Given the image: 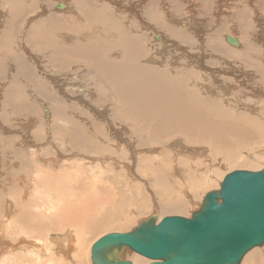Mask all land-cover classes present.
Returning <instances> with one entry per match:
<instances>
[{"label":"rangeland","instance_id":"1","mask_svg":"<svg viewBox=\"0 0 264 264\" xmlns=\"http://www.w3.org/2000/svg\"><path fill=\"white\" fill-rule=\"evenodd\" d=\"M9 1L10 0H0V44L3 45L4 43L12 41L9 45L11 47L7 46L10 58L3 61V63H5V68L4 71L0 73V111L2 112H0V141H4L0 143V191H2L3 197L6 196L7 193V197H9L11 186L7 185V180L14 178L18 183L17 189L20 191L18 195L22 196L24 191V194L27 195L26 200L29 199L28 196H31V198L42 196L45 201H49L50 199L47 197L52 194L54 196V199L52 200L54 205L52 206V209L50 208L48 212H45L47 213V215H45L47 217L49 214V217H52V214L58 215L57 213H59L60 210H64L65 206L63 201L60 203H56V201L58 196H60V198H65V195H70V192L72 193L71 196H68V198L66 197L65 199H69V202L73 203V206L78 205L81 207L82 203H86L91 208H99L100 211L94 215L104 211L102 214V226L95 233L96 235H90L81 241L76 240L78 242L75 243H78V246L82 245L83 247H81L83 250L85 247L84 245H88H86L84 253L88 255L89 259L86 260L84 258L85 254L82 255L86 261L89 260L90 263L88 264H92L90 259L91 244L98 240L100 236L102 237L103 234H108V232H125V228L128 226H130L129 228L136 227L147 218V215L149 216L155 212L154 208H157L158 212L156 211V213L160 216L161 213H163L159 209L160 204L170 201L172 197L174 201L180 199L184 203L185 211L182 215L188 217L200 208L203 198L207 193L220 189L219 185L227 174L239 170H264V135H262L259 138H256L255 142L253 141L249 144H243L241 149L239 142H237V150L233 152V159H236L237 164L230 163L223 159V163L217 160L213 162L211 158L207 157L208 159H205L204 156H199L190 161L187 160L188 165H184L187 170L196 173L198 169H202L203 171L210 172V175L207 177L203 176L202 179H200V184L193 185L194 189L192 190L188 188L189 190H186L184 195L181 191L186 185L188 187L190 186L187 182L189 178H177L172 179V181H166L164 184L167 186L168 191H171L173 195L161 198L158 192L152 187L150 178L147 177L143 172V169L140 168L139 163L142 164L141 157L145 160L143 157L147 158L151 155L154 156V154L147 153V150H145L146 147H139L134 150L136 151V157L132 159L133 156H131L132 154L130 155L132 148H128L125 144H122V147L125 149L120 150L117 140L109 145L110 147H114V149L109 148L105 144L102 145L101 134L100 137L97 138L100 155L98 158L92 157L94 160L91 157H83V159H81L80 156H78L80 158L76 156H72L71 158L69 154H60L63 156L57 155L56 150H59L60 152L64 151L58 149L57 146L59 145V142H57V138L52 137L53 121L55 122L56 119L52 116L50 111H48L51 116L50 119L44 116L45 111L44 113L41 111L42 108H47V110H49L48 103L41 97H38L37 93L35 94L34 91H32L34 90V88L31 87L32 85L23 78H19L21 79L19 82V85L21 86L20 88H15L9 84V81L11 80L10 77L15 70L13 66L14 62H11L15 57L14 54L18 55L29 64V67L35 74V80L39 81L38 83L41 82L37 85L45 87V90L48 93L47 95L51 99L55 96L54 98H56V100L65 105L64 100L70 98L66 104V109L73 116L72 121L77 123L80 127H86L90 131L92 130L99 133H102L103 129L104 133L110 135V132H113L112 136H114L116 132L121 131L123 128H126L125 131L127 130V127L131 130L130 126L133 123L132 121H128L129 119H124L122 116H118L114 111L102 116L103 102H105L104 105H106V103L114 102L111 97H106L107 100L105 99V96H102V98L99 99L97 98L95 93V91L97 92V89H95L96 85L92 82L94 80L91 79L92 76L87 73L85 67H74L75 65L71 64L63 69L64 73L71 75V77L74 75V71H78V76L73 77L75 79L72 84L62 87L64 93L69 92L70 90L73 92V96L69 93L68 94L71 97L65 96V94L61 92L60 87L54 82L55 79L51 73L58 70L53 62H50L51 53L49 51L38 52L34 49L32 43L29 42L30 40L26 38L25 35L28 31V26L24 27V24H26L27 21L30 20L32 22V20H37L39 16L43 17V12H48V14L52 15L55 14V16L57 15L59 17H62L65 14V16H68L70 15L67 13L70 4L67 3H69L70 0H30L32 3L31 6L34 10L32 13L26 15V18L24 15L19 16V22L15 25L12 38L6 33V26L12 22L11 20L14 14L11 7L9 9ZM95 1H97L98 4L102 3L105 6L104 10L108 9V7L114 10L115 15L119 18V22L122 23L124 28L128 29L126 32L131 31L132 36L142 37L144 50L147 54L142 58L144 63H146L145 65H153L155 71L160 72L165 70L170 76L173 75L176 67L178 69L183 68L181 71H183L185 75L182 79L191 83L190 88L186 89L187 91L191 89L204 100L210 99L212 101L221 102L224 105V109L238 112V114L248 115L257 120V122L264 123V78L262 75L264 74V0ZM57 4H64V8L62 10H57L54 6ZM105 13H108V11ZM145 27H148V29ZM173 31L174 33H178V31L179 33H184L181 35L187 38V43L186 41H182L179 37H173ZM155 35L162 37L163 41L155 39ZM228 35H233L235 39L238 40V48L226 44L225 38ZM0 51H3V48ZM246 56L247 58H245ZM175 59H177V62H175ZM257 66L261 68L258 70ZM260 70L263 72L261 73ZM188 74H190V76L187 77ZM83 83H87L88 86H83ZM76 87L85 88L84 90L87 91L88 96H76L74 94L75 89H77ZM21 89L24 91V99H29L28 102L35 106V111L24 109L23 111L16 112L12 110L11 107L8 109V106L3 105L2 100H6V102L8 100L1 98L4 96L3 94L12 93L9 100L13 102L17 99L16 97L18 96V93L21 92ZM93 89L95 90L93 91ZM31 93L33 94V97L35 96L34 98L31 96ZM93 96H96V99H93ZM92 99L97 101L92 102ZM233 103L237 104L235 105ZM7 111L10 114H8ZM57 121L58 122L55 123L59 125L63 123L61 121L60 123L59 120ZM165 145L170 151L171 149L174 152L175 150H178L179 154L176 158L182 157V159H187V156L185 155H188L187 150H189L190 146L183 149L178 145L173 149L170 143ZM153 147H156L157 153L159 146L155 145ZM102 152L106 157L109 158L110 156H114L117 160H102ZM19 156L22 157V160ZM19 159L21 161H19ZM28 162H31L32 164H29ZM172 163L176 164V160L174 159ZM174 164L171 165L172 169ZM27 165L29 166L27 167ZM245 165L247 166L245 167ZM8 171L14 172L10 174V179H6ZM23 181L25 183L24 189L21 185ZM61 181H63V187ZM212 181L214 182L212 183L213 185L211 184ZM48 184L52 186L49 192ZM80 184L83 186L82 189L74 191V189L78 188L77 186ZM46 185L47 187H45ZM70 186L72 189H70ZM208 186H210V190L207 188ZM62 190H64L66 194H64ZM191 191L203 192L197 197L192 198ZM56 192L60 193L57 194ZM8 200L11 202L12 199L7 198L6 203ZM134 200L136 201V204L138 202L137 208H139V205H142L139 208L142 210L141 213L136 210L133 211L136 207L134 209L133 207L130 208V203L135 202ZM191 202L192 206L190 205ZM6 203L0 210V227L3 228L2 232H0V264H36L39 260L31 257L27 252L28 250H23L30 246V248L32 247V250L41 251V248H43V237L39 239L40 243L35 249L33 247V243L35 242L34 239H32L31 234L27 236L28 232L25 230L21 233L20 230L22 229L15 223L11 226L10 224L5 226L6 221L7 223L12 222L9 216L13 213L11 212L9 216L5 215L4 212L6 211V208H8ZM105 212L111 213V220L109 223L108 220L110 218L106 219ZM165 214L166 213H163L165 217L181 216L180 213H167L168 216ZM158 216L156 217L158 218ZM164 216L161 215L160 219L165 218ZM121 224L123 225L121 226ZM122 227L124 228L123 231L121 230ZM132 229L128 230V228H126V232H129ZM73 232L75 235L76 231L73 230ZM55 233L57 232H50L49 235H55ZM18 237L20 238L18 239ZM23 240L27 243L25 241L23 242ZM19 241L20 243H18ZM78 246L73 245L72 251ZM37 247H40V249L38 248V250ZM256 248L258 249L253 248L255 250L251 253L257 256L259 254V257H264V245ZM123 252V255L121 254L122 258L131 259V256H136L140 259L141 257L139 255L138 257L135 253L127 249ZM257 252L258 254H256ZM251 253L248 255H251ZM44 254L45 253L42 252L40 254V259L44 264L57 263H49V261L45 259ZM125 255L127 256L125 257ZM248 255L244 262L250 258ZM61 257L63 256L61 255ZM22 258H25L23 259V262L21 261ZM142 259L146 261L145 258ZM11 260L12 263H10ZM240 264L244 263L242 262Z\"/></svg>","mask_w":264,"mask_h":264},{"label":"bare ground","instance_id":"2","mask_svg":"<svg viewBox=\"0 0 264 264\" xmlns=\"http://www.w3.org/2000/svg\"><path fill=\"white\" fill-rule=\"evenodd\" d=\"M29 1L30 0L9 1V9L11 7L14 14L11 20L12 22L10 24H7L6 26V33L9 36H11V38L15 25L19 22V16L24 15L26 18V15L32 13L34 10L33 7L31 6L32 4L31 1L30 2ZM67 4H70L67 11V13L70 14V15L67 14L68 16H65L66 15L65 14L64 16L59 17L57 15L55 16V14L52 15V14H48V12L45 13L43 12L42 13L44 14L43 17L39 16L40 18L38 17L37 20L34 21L32 20V22L30 20L27 21L26 24H24V27L28 26L27 29L28 31L25 35L26 38L30 40L29 42L32 43L34 49H36L38 52L49 51L51 53L50 62H53L54 66L57 67L58 69L56 70V72L54 73L51 72V73L54 76L55 79L54 82L60 87L61 92H63L65 96H70L69 94L72 95L73 92L69 90V92L64 93L62 87L71 85L75 79L73 77L78 76L77 74L78 71L77 70L74 71L76 69L75 68L73 70L74 75H72L71 77V75L65 74L63 69H65L67 65H71V64H74L75 65L74 67L76 66L85 67L87 73H89L92 76L91 79L94 80L92 82H94V84L96 85L95 89H97V92L95 91V93L97 98L99 99L102 98V96H105V99L107 100L106 97H111V99L114 102V103L111 102L106 103V105H104L105 102H103L104 104H102V116L108 114L109 112L114 111V113H117L118 116H122L124 119H129L128 121H132L133 124H131L130 126L132 132L130 128L127 127L128 135H127V130L125 131L126 128H123L121 131L116 132L114 136H112L113 132L112 133L110 132V135H108L107 133L103 132V129H102V133H99V132H94L92 130L90 131L86 127L84 128L80 127L77 123L72 121L73 116L66 109V104L68 102V99L70 98L64 100L65 105L60 103V101L56 100V98H54L55 96H53V99H51L47 95L48 93L45 90V87L37 85L40 84L41 82L38 83L39 81L35 80V74L32 71V69L29 67V64L26 61H24V59L14 54L15 57L11 62H14L13 66L15 70L12 75L10 74L11 75L10 77L11 80L9 81V84H11L10 86H13L15 88H20L21 86L19 85L20 84L19 82L21 81V79L19 78L25 79V81L30 83L32 85L31 87L34 88V90L32 91H34L35 94L37 93L38 97H41L45 102L48 103L49 110H47V108L41 109L43 113L45 111L44 116L50 119L51 116L48 113V111H50L52 113V116L56 119L55 122H58L57 120H59V122L60 121L63 122L62 123L63 125L62 124L59 125L53 121V126H52L53 132L51 131L53 133L52 137L57 138V142H59V145L57 146L58 149L64 151V152H60L59 150H56L57 155L69 154L71 158L72 156H76V157L80 156L81 159H83V157L98 158L100 155V151L98 150L99 147H98L97 138L100 137L101 134H102V145L105 144L109 148L114 149V147H110L109 145H111L115 140H117L120 150L125 149L122 147V144H125V146L128 148H132V152L130 153V155L132 154L131 156H133L132 159L136 157L135 155L136 151L134 150H136L139 147H146L145 150H147V153L154 154V156L151 155L150 157L148 156L147 158L143 157L145 158V160L142 159L141 157L140 159L142 160V164L139 163L140 168L143 169L145 175L150 178V182L154 190L158 192L161 198H165L173 194L171 191H168V188L167 186H165L164 182L172 181V179H177V178L180 179L189 178L187 182L190 184V186L188 187L186 185L184 188H182L181 191L183 192L184 195V193H186V190L189 189L192 190L194 189L195 184H200V179H202L203 176L207 177L210 175V172L203 171L202 169L201 170L198 169L196 173L187 170L184 166V165H188L187 160L190 161L196 159L199 156L200 157L204 156L205 159L207 157L211 158L213 162L217 160L223 163V160H226L229 161L230 163L237 164L236 159H233L234 158L233 152L236 151L238 147L237 142H239V146L241 149L243 144H249L253 141L255 142L256 138H259L260 136L264 135V123L257 122V120H255L254 118L248 115L238 114V112L224 109V105L221 102L212 101L210 99L204 100L201 98L200 95H198L191 89L187 91L186 89L190 88L191 83H189L187 80L182 79V77H184L185 75L183 71H181L183 68L178 69L176 67V70L174 69L175 71L173 72V75L170 76V74L167 73L165 70L159 72L153 69V65H145L146 63H144V60L142 58L147 54L145 53L144 50L142 37L132 36L131 31H129L130 33L126 32L128 31V29L123 27L122 23L119 22V18L115 15L114 10H112L107 5L106 6L108 7V9L104 10L105 6L102 3L98 4L97 1L95 0H70L69 3ZM57 5H54L55 8ZM106 11H108V13H105ZM145 28L148 29V27ZM181 34L184 33H179V31L178 33L176 32L174 33L173 31V37H177V38L179 37L180 39H182V41H186L187 38H185ZM155 36H156L155 39H160L163 41L162 37H158L157 35ZM11 42L12 41H9L7 43H4L3 45L0 44V50L3 48V51H0L1 52L0 73L4 71L5 68V63H3V61L5 59L10 58V54L7 50V46L11 47L9 46ZM114 57H118V58H114ZM245 58H247V56ZM175 62H177V59H175ZM259 68L261 67H258L257 69L259 70ZM260 71L261 73L263 72L262 70ZM262 75L264 78V74ZM188 76H190V74H188L187 77ZM83 86L87 87L88 85L87 83H83ZM76 88L77 89H75V93H74L76 96L79 97H83V95L88 96L87 91L84 90L85 88L84 89L82 87H76ZM95 89H93V91ZM23 92H24L23 89H21V92H19L18 96L16 97L17 99L13 102L9 100L12 96V93L3 94L4 96H2L1 98L8 99L7 102L6 100H2L3 105L8 106V109L11 107V109L16 112L23 111L24 109H30L35 111L36 108L34 105L28 102L29 99L28 100L24 99ZM31 96L33 97L32 93ZM96 96H93V99H96ZM93 99L92 102L97 101ZM233 104L236 105L237 103H233ZM1 142L4 141L1 140L0 143ZM167 143H170L173 149H175L178 145H180L183 149L190 146L189 150H187L188 155H185L187 156V159H182V157L176 158V156L179 154L178 150L177 151L175 150L174 152L171 149L170 151L169 148L165 145ZM152 145L159 146V150L157 153H156V147H153ZM115 148L119 150L117 147ZM101 156H102V160H107V159L108 160L112 159V161L117 160V158L114 156H110L109 158L106 157L103 154V152ZM20 158L22 160V157ZM174 159L176 160V164L172 163ZM21 160L19 159V161ZM28 163L32 164L31 162ZM172 164H174L173 169L171 167ZM28 166L29 165H27V167ZM246 166L247 165H245V167ZM250 172H256V171H250ZM11 173L14 172L11 171L7 172L8 176L6 175L7 176L6 179H10L9 176ZM14 180H15L14 178L7 180V185L11 186V190L9 191L10 193L9 197H7L8 193L6 194V196L3 197L2 191H0V210L3 208V205L6 203L7 198L12 199L11 202L8 200L7 202L8 204L6 203V205H8V208H6V211L4 212L5 215L7 216H9L11 212H13L12 215L9 216L12 222L7 223L6 221L5 226L9 224L11 226L13 223H15L19 225V227L22 229L20 230L21 233L23 232V230H25L28 232L27 236L31 234V237L32 239H34L35 242L33 243L34 244L33 247L35 249L36 246H38V244L40 243L39 239L43 237L42 239L43 248H41V251L39 250L40 247H37V249L39 248L38 249L39 251H36V250H32V247L30 248V246L28 248H25V250L23 251L28 250L27 252L29 255H31V257H34L36 260H39L40 263L36 262V264L38 263L44 264L40 259L41 252L45 253L44 257L47 261H49V263H53V262H57L56 264L90 263L89 260L86 261L87 259H89V257L84 253L87 244L84 242L86 245H84L85 247L83 250L82 245L81 247L77 245L78 243L77 244L75 243L81 241L82 239H85L86 237H89L90 235L92 236L98 231V229L101 228L102 214L104 211H102V213L94 215L95 213L100 211L99 208H91L86 203H82L81 207H79L78 205L73 206V203L69 202V199H65L66 197L68 198V196H71L72 193L70 192L69 193L70 195H65V198H60V196H58L57 198L56 203H60L63 201L65 206L64 210L62 211L60 210V212L57 211L59 212L57 213L58 215L52 214L53 216L55 215L54 217L53 216L49 217L50 214L47 217L45 216L47 215V213L45 212H48L50 208L52 209V206L54 205V202H52L54 196L52 194L48 195L47 198L50 199L49 201L47 200L45 201L42 198V196L36 198H31V196H28L29 199L26 200L27 195L24 194V191L22 193V196L18 195V193L20 192L17 189L18 183L16 180L15 181ZM61 182L63 187L64 185L63 181ZM212 183L214 182L212 181L211 184ZM21 185L22 188L24 189L25 187L24 181L22 182ZM45 187H47V185ZM48 187H49L48 188V192H49L52 186L48 184ZM72 187L70 189H72ZM77 187L78 188H75L74 191L81 190L83 186L82 184H80ZM207 188L209 189L210 186H208ZM62 191L64 192V194H66L64 190ZM203 191L200 192L191 191V197L195 198ZM172 198L170 199V201L160 204V208H159L160 211L166 213L165 215H167V213L169 214L180 213L181 216H170V217H183L189 219L191 215L190 216L187 215L188 217H185L186 215H182L184 214L185 211L184 203L180 199L174 201V199ZM130 204H131L130 208L133 207L134 209L136 207L133 211L136 210L139 213H141L142 210L139 208L142 205H139V208H137L138 202L136 204V201ZM190 205L192 206V202ZM154 209H155V212L153 213L154 215L153 214L149 216L147 215V218H145V220H147L151 216H158V214L156 213L157 208ZM105 213H106L105 215L106 219L110 218L111 213L110 212H105ZM163 213H161L162 216H164ZM161 215L158 216V218L156 217L158 222L161 220L160 219ZM110 220L111 218L108 220V223ZM122 225L123 224H121V226ZM129 227L130 226L126 228H128V230L132 228L133 229L136 228V227H132V228ZM126 228L124 232L123 231L124 228L122 227L121 230L123 232L121 233H128L126 232ZM2 229L3 228L0 227V232H2ZM73 230L76 231L75 235ZM50 232L51 233L57 232V233H55V235L53 234L49 235ZM108 234L111 233L108 232ZM105 235L107 234L105 233ZM105 235L103 234V236ZM19 238L20 237H18V239ZM24 241L25 240H23V242ZM18 243H20V241ZM93 244L91 245L93 246ZM73 245L78 247L77 248L75 247V249L72 251ZM91 248H90V259H91ZM255 249H251L250 251H248L244 255L240 263L243 262L244 264H264V257H259L258 252L256 253L258 254V256L251 253ZM123 253L124 252H122V255ZM249 253H251V255H248ZM83 254H85L84 258L86 260L83 258L82 256ZM61 255L63 257H61ZM247 255L250 256L251 259L247 258L248 260L244 262ZM126 256L127 255H125V257ZM142 258L143 257H140V259ZM23 259L25 258L21 259L22 262ZM121 259L129 260L133 264L150 263L149 260L146 259V261H144L142 259L143 260L142 261L136 256L135 257L131 256V259H126L122 257ZM10 263H12V260Z\"/></svg>","mask_w":264,"mask_h":264},{"label":"water","instance_id":"3","mask_svg":"<svg viewBox=\"0 0 264 264\" xmlns=\"http://www.w3.org/2000/svg\"><path fill=\"white\" fill-rule=\"evenodd\" d=\"M225 42L239 47L233 35ZM219 188L204 196L189 219L158 222L151 216L131 232L99 238L91 248L92 264H133L121 259L126 249L149 264H240L248 251L264 245V170L231 172Z\"/></svg>","mask_w":264,"mask_h":264}]
</instances>
